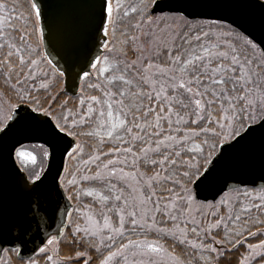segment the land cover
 Listing matches in <instances>:
<instances>
[{"label": "snow or ice", "instance_id": "snow-or-ice-1", "mask_svg": "<svg viewBox=\"0 0 264 264\" xmlns=\"http://www.w3.org/2000/svg\"><path fill=\"white\" fill-rule=\"evenodd\" d=\"M198 7L98 0L69 96L42 0H0V264H264V0Z\"/></svg>", "mask_w": 264, "mask_h": 264}, {"label": "water", "instance_id": "water-1", "mask_svg": "<svg viewBox=\"0 0 264 264\" xmlns=\"http://www.w3.org/2000/svg\"><path fill=\"white\" fill-rule=\"evenodd\" d=\"M199 4L198 11L206 13L208 16L195 17L196 19L214 20L217 15L223 14V9L219 7L223 0H194ZM47 10V20L51 25V35L49 43L48 29L45 27L44 50L48 52L49 59L57 64L65 73V88L70 95L78 93L76 87L77 75H82V69L85 67L86 60L90 58L89 42L92 22L96 11H98V0H42ZM230 22V21H229ZM235 27V25H234ZM259 36V34H258ZM258 42V41H257ZM264 47V45H262ZM81 80L78 81L80 84ZM22 129H17L7 137L11 140L13 136L19 135ZM42 143L37 139L24 140V144ZM233 187H238L235 181H230ZM264 182L257 181V187ZM66 195V194H65ZM9 199L14 198L15 192L10 188L8 192ZM207 197L208 201L213 200L211 192L204 193L203 196L197 193L200 200ZM50 207L55 214L49 224L51 225L45 235L55 234L60 230L61 224L65 220V209L70 211L71 201L62 199L57 207L56 201L50 203ZM39 243V241H37ZM34 245H30L32 247Z\"/></svg>", "mask_w": 264, "mask_h": 264}, {"label": "trees", "instance_id": "trees-1", "mask_svg": "<svg viewBox=\"0 0 264 264\" xmlns=\"http://www.w3.org/2000/svg\"><path fill=\"white\" fill-rule=\"evenodd\" d=\"M199 21H209V20H194V22H199ZM84 83V81L82 82V84ZM7 87V85H5L4 84V82H3V80H0V91L3 93L4 92V90H5V88ZM70 96V95H69ZM31 146L32 145H28V146H26V148H30L31 149ZM237 194V193H236ZM85 199H87V201L88 200H90L91 198H85ZM73 203H74V208L76 207V202L75 201H73ZM73 215H75V213L73 212ZM40 256V255H39ZM39 256L38 257H36V258H39Z\"/></svg>", "mask_w": 264, "mask_h": 264}, {"label": "rangeland", "instance_id": "rangeland-1", "mask_svg": "<svg viewBox=\"0 0 264 264\" xmlns=\"http://www.w3.org/2000/svg\"><path fill=\"white\" fill-rule=\"evenodd\" d=\"M257 55H259V53H257ZM0 93H2L1 91H0ZM34 145H38V144H34ZM29 151H31V149L30 148H27ZM37 153H38V149H37ZM37 153H33V154H37ZM37 159L39 160V156L37 155ZM228 195L230 196V197H235L237 194L234 192V191H229L228 192ZM84 200H85V202H87V199H85V198H83ZM112 220H113V222L115 223V221H116V217L115 216H113L112 217ZM54 259H56V257L54 256Z\"/></svg>", "mask_w": 264, "mask_h": 264}, {"label": "flooded vegetation", "instance_id": "flooded-vegetation-1", "mask_svg": "<svg viewBox=\"0 0 264 264\" xmlns=\"http://www.w3.org/2000/svg\"><path fill=\"white\" fill-rule=\"evenodd\" d=\"M56 234V233H55Z\"/></svg>", "mask_w": 264, "mask_h": 264}]
</instances>
